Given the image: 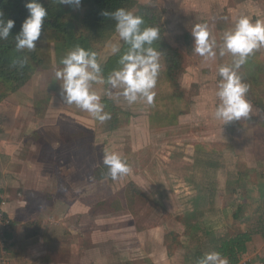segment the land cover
I'll return each instance as SVG.
<instances>
[{
	"label": "crops",
	"instance_id": "0c3cea01",
	"mask_svg": "<svg viewBox=\"0 0 264 264\" xmlns=\"http://www.w3.org/2000/svg\"><path fill=\"white\" fill-rule=\"evenodd\" d=\"M136 1L150 5L157 13L159 11L164 37L170 41L171 46H175V50L176 47L184 46L185 52L191 54L197 65L205 60L192 51L191 29L195 24H206L210 39L214 38L219 44L224 31L234 27L235 20L240 16L248 17L252 23L264 22V0ZM116 43L121 48L122 41L117 33L99 51L100 66L114 55L108 45ZM51 49L49 65L43 62V67L48 69L35 73L29 83L0 102V200L6 201L4 216L10 220V229L4 236L8 240L0 246V264H173L172 248L175 243L168 240L171 238V228L169 230V225H165L167 216L163 219L161 216L156 218L146 213L145 208L135 212L128 208L145 205L142 199L121 197L120 191L132 177H128L125 182L111 180L104 183V180L99 181V177H96L99 174L97 167L90 170L93 161L98 157L102 158L104 152H116L120 155L122 139L119 137L120 132L115 131L118 127L115 123L120 119L113 118V110L122 103L120 94L113 92L115 89L110 85L93 84V90L100 95L101 102L105 105L104 111L111 114V119L104 123L94 120L89 113L75 105L64 103L55 71L63 67L60 61L67 54L60 43H54ZM216 51L217 58L215 61H207L208 64L212 63L208 68L216 66L220 61L231 63L230 55L220 57L218 48ZM161 60L160 57V62ZM197 65L199 70L201 66ZM244 65L245 74L252 73L246 75V83L248 80L251 82L248 85L264 84V47L255 50ZM202 66L203 70L205 67ZM165 70L160 65L157 83L153 89V104H157L155 117L146 116L145 112L142 114L139 111L134 117H127L124 124H129V127L145 126L142 141L160 142L164 138L161 133L153 135L148 132L147 127L153 122L154 126L166 129L172 124L192 126L194 123L199 126L201 116L208 117L209 121L215 119L211 113H214L215 106L219 104L218 97H215L217 84L213 83V92L208 94L207 101L204 98L199 101L197 96V101L185 113L177 114L176 106L164 105L167 95L162 94L165 86L161 82L168 78ZM202 74L207 79L208 73ZM199 75L200 73H192L194 78L191 82L197 83L196 78ZM215 75L213 74L214 78H220L218 73ZM240 75L242 77L243 73ZM178 76L179 73L175 77V83L180 84L176 79ZM179 84L178 91L184 93ZM259 92L262 94L264 90ZM212 98H215L214 102ZM246 99L252 105L249 117L242 118L239 126L229 122L223 123L224 126L221 127L223 136H230L225 140L229 147H232V141L235 140L230 135L233 130L239 128L241 132L249 133L246 138L242 134L239 136L237 152L242 162L247 161L248 174L254 173L260 177L259 183L247 184V190L251 187L255 194H251L250 200L245 198V202L254 203L252 205L254 213L259 216V227L252 233L247 250L237 264H264V98L262 96L257 101L246 94ZM208 101L212 104H208ZM180 115L183 117L179 118ZM102 124H107L103 131L100 128ZM192 134L197 138L203 135L198 128L192 130L190 135ZM208 136L216 138L213 133ZM132 146L135 147L134 144ZM102 147L103 149H99ZM206 152V155L211 153ZM207 165L203 169L204 173L212 168L210 163ZM89 173L95 176L89 177ZM131 174L135 176L133 171ZM132 181L139 189L146 190L141 177ZM93 184L94 190L99 189L98 200L90 201L88 197L81 196L82 192L80 197L72 195L73 191L87 190L88 185L90 187ZM91 190L93 191L92 187ZM214 190V187L209 189L211 193ZM210 192L207 201L201 204H217L214 193ZM160 200L166 206L167 201ZM151 202L155 200L151 199ZM147 203L150 204L149 201ZM93 204L99 209L92 213L93 216H89L88 206ZM238 206L242 207L240 203ZM237 211L238 209L234 216ZM153 220L156 224L150 223ZM89 221H93L95 226H90ZM30 222L34 224L29 225ZM244 231L249 230L239 232ZM203 234L209 236L208 252L211 253L214 251L213 241L218 236L213 234L210 227ZM174 238L176 248L181 247L177 234ZM198 252L200 253V248Z\"/></svg>",
	"mask_w": 264,
	"mask_h": 264
},
{
	"label": "rangeland",
	"instance_id": "374dc122",
	"mask_svg": "<svg viewBox=\"0 0 264 264\" xmlns=\"http://www.w3.org/2000/svg\"><path fill=\"white\" fill-rule=\"evenodd\" d=\"M141 5L151 7L145 3ZM68 6L69 5H65V8H70ZM72 7V10L67 13L68 17L70 14L76 13L78 10L75 6ZM138 11V9L132 10L137 16L139 15ZM157 14L159 16V11ZM71 20L73 24L80 27L75 18ZM148 25L149 27H154L153 23H149ZM161 36L166 45L165 52L169 53L173 59L171 62L165 63V60L161 55L160 57L162 60L160 65H163V67L166 68V73H174V76L179 73V76L176 79L180 81V84L177 82L174 84L173 80H171V77L168 75V78L161 82L162 86L166 87H163L162 90V94L167 95L164 105L167 106L168 104H171L176 106L177 114L180 112L185 113L188 110V107L191 106L193 102L197 101V96L199 101H201L202 98L207 101L208 94L213 92V83L218 85L220 81V78H214L213 74L216 76L215 74L218 73L219 67L229 63L220 61L216 66L208 68V65H212V63L208 64L207 61H200L198 65L201 67H199L198 70L196 68L197 64L193 62L191 54L185 52L186 49L184 46L176 47L178 49H176V51L174 49L175 46H171L170 41L168 42L164 37L163 32L161 33ZM58 42L67 54L64 45L53 38L52 30L50 29L47 30L43 37L37 42L35 50L37 56L42 61L40 65H35L34 72L27 81L28 83L35 73L48 69L43 67V62L44 64L46 63L49 65V53L52 52L51 48L53 44H59ZM93 45H95V48L99 49V44ZM97 61L99 63V52L97 53ZM202 65L205 67L203 70ZM170 67L172 69L171 71H169ZM245 68V65H243V67L237 71V74L241 77L240 74L243 73L241 80L248 85L251 82L248 80L246 83V79H248V76L246 75L252 73L245 74ZM192 73H200L199 77L196 78L197 83L191 82V79L194 78ZM202 73H208L207 79H204ZM178 84L180 85V89H184V93L178 91ZM258 84L259 83H257V85H248L249 93H247L248 96L253 97L257 101H259L262 96L264 98V93L261 94V92H259L264 90V84ZM215 89L217 90V87H215ZM113 92L120 94L121 90L115 89ZM119 96L122 103L121 101H116V103H121V105L113 110V112L115 111V116L113 118H118L120 120L118 123H115L116 127L118 126L116 130H113L120 132L119 137L122 139L120 144V156L127 161L131 170L128 174L121 176L116 181L125 182L128 177H132V180L136 177H141L142 182H145L147 187L145 191L141 190L130 179L126 182L125 187L120 191V194L121 197L138 198V200L142 199V201L145 202V205L129 206L128 208L132 212L145 208L146 213H150L156 218L161 216L163 219L167 216V224L165 225H169V230L171 228V238H168V240H170L172 244L175 243L174 247L171 246L174 250L173 264L174 262L176 264H197L199 259H201L206 253H210L208 252L209 236H204L203 234V231L209 229V227L212 228L213 234L218 237L230 236L240 230L254 231L255 229H258L259 216L254 213V205H252L254 203L249 201L245 202V198L250 200L251 194H255V191L252 190L251 187L247 190V184L249 183L248 185H251V183L254 184V182L255 184L259 183L260 177L254 173L248 174L246 171V168L249 167L246 163L247 161L245 160L242 162L240 160V154L237 152V149L239 148L236 147L238 144L240 145V143L237 142L240 140L239 136L242 134L243 138H246L249 133H243L239 128L233 130L230 135L233 136L232 139L235 138V140L232 141V147H229V145L225 143V140L230 138V136H225V134L223 136L224 131L221 127V125L224 126V122L217 119L209 121L208 117L204 118L201 116L199 120V123L201 124L199 126H196L194 123L192 126H186V124H172L167 126L166 129H160L158 126H154L155 124L152 121L153 123L147 127L148 132L150 131L153 135H159L160 133L163 134L164 138L162 140L164 141H153L152 143L142 141L144 134L142 132L145 126L140 128L139 126L129 127V124L124 125L127 120L126 118L134 117L139 111H142V114L145 112L146 116L151 115L153 118L155 117V108L157 104L148 105L144 101H137L136 103H139V106H131L126 102L122 95ZM4 99H2L1 102ZM213 100H215V98H212V102H214ZM209 102L211 101H208V104ZM178 106L180 108H178ZM216 107L217 106H215V108ZM213 114L214 113H211V116ZM181 117L183 116L180 115L179 118ZM182 120L184 121V119ZM240 120H242V118ZM240 120L233 121L232 123L239 126ZM102 125L103 126L100 128H102L101 130L103 131L107 128V124ZM196 128H198L200 133L203 134L201 135L202 137L197 138L193 134L190 135V132ZM209 133L215 134L216 138L213 139L211 136H208ZM181 135H183V137ZM133 144L135 147L132 146ZM99 149H103V147ZM206 151H210L211 153L206 155ZM93 162V167H90V170L97 167L99 174H96V177H99V181L104 180V183L111 181L112 179L107 176L106 166L101 162V157L96 158ZM207 163H210L212 168H208L204 173L203 169L207 168ZM201 169L202 171H200ZM131 171L135 173L134 177L132 176ZM88 176L93 177L95 175L89 173ZM73 177L77 178L76 175H73ZM94 185L95 184L90 185V187L88 185L87 190H81L79 192L73 191L72 195L80 197V193L82 192V197H88V200L94 202L100 197L99 189L94 190ZM91 187L93 188V191L91 190ZM96 187L98 186L96 185ZM211 187L215 188L212 193H214L213 197H215L217 204L210 206L207 204H201L202 202H206L209 198V189H211ZM84 192L88 194L86 195ZM103 192V195H105V191ZM212 193L210 192V194ZM151 199L155 200V202L152 203ZM160 199L167 201L166 206L162 204ZM147 201H149L150 204H148ZM238 203H240L242 207H239ZM97 208L99 209L97 205H89V210L87 212L89 216H93L94 214L92 213L97 212ZM237 209V214L234 216V212ZM262 219H264V214L262 215ZM150 223L156 224V221L153 220ZM33 224L34 222H30L29 225ZM88 224L90 226H95L93 221H89ZM175 234L178 235L179 242L182 245L179 248H176ZM7 240L8 238L1 240L2 242L0 241V245H3V241L5 242ZM210 244H212L211 241ZM199 248L200 253L198 252Z\"/></svg>",
	"mask_w": 264,
	"mask_h": 264
},
{
	"label": "clouds",
	"instance_id": "9594fccd",
	"mask_svg": "<svg viewBox=\"0 0 264 264\" xmlns=\"http://www.w3.org/2000/svg\"><path fill=\"white\" fill-rule=\"evenodd\" d=\"M60 4L79 7L81 0H59ZM28 15L23 20L20 30L15 34L17 51H33L41 39L42 29L48 13L39 0H27L25 3ZM103 16H110L116 21L115 31L126 45L127 51L120 56V67L114 69L105 78L97 61L95 52L82 47H75L63 57V65L55 71L60 81V95L64 103L75 105L86 111L100 123L111 119V114L104 111L105 105L101 97L92 88L93 84H107L112 89H120V95L131 105L144 101L148 105L154 103L157 78L160 71L161 52L152 47L159 39L160 31L155 27H144L141 16L132 11L118 8L114 12L105 11ZM15 21L0 19V40L7 39ZM193 37L192 51L203 57L205 61H215L217 51L220 57L230 55V64L221 65L218 69L220 81L215 92L219 104L214 111V118L224 124L249 117L252 105L246 99L249 86L242 82L237 71L247 62L255 50L264 47V22L252 23L248 17L240 16L234 27L224 31L220 43L212 38L206 24H195L191 29ZM111 54L120 52V45L109 44ZM27 60H21L23 67ZM101 162L107 168V176L117 180L130 172V166L116 152H104ZM197 264H229L227 258L219 252L206 253Z\"/></svg>",
	"mask_w": 264,
	"mask_h": 264
},
{
	"label": "trees",
	"instance_id": "16d2710c",
	"mask_svg": "<svg viewBox=\"0 0 264 264\" xmlns=\"http://www.w3.org/2000/svg\"><path fill=\"white\" fill-rule=\"evenodd\" d=\"M26 2L27 0H2L0 3V19L5 22L8 19L15 21V26L9 37L0 40V102L25 85L34 72L35 65H40L42 61L37 56L36 50L17 51L15 48L14 36L19 32L23 20L28 15L24 6ZM39 2L43 4L48 13L41 38L47 30H52L53 38L64 45L67 53L79 46L97 54L116 33V21L110 16H103L102 13L105 11L114 12L118 8H124L128 11L139 10L138 16L144 20L141 28L148 27L149 23H153L154 27L159 29V39L153 42L152 47L161 52L165 63L171 62L173 59L169 53L165 52L166 45L161 36L163 29L157 12L154 8L141 5L136 0H81L79 7H76L77 12L70 14L69 17L67 13L72 10V5L68 6L70 8H65V4H60L59 0H39ZM73 18L77 20L80 27L72 23L71 19ZM93 44H99V49L95 48ZM127 48L128 45L122 42L120 52L110 56L101 66L105 78L114 69L120 67L118 61L120 56L127 51ZM24 59L27 60V63L21 67L20 61ZM171 70L170 67L169 71ZM168 75L175 84L176 75L174 76V73H168ZM253 232L249 230L237 232L230 236L217 237L213 241V252L221 253L223 257L227 258L229 264H237L246 252L247 243L251 240Z\"/></svg>",
	"mask_w": 264,
	"mask_h": 264
},
{
	"label": "built area",
	"instance_id": "2783aa9c",
	"mask_svg": "<svg viewBox=\"0 0 264 264\" xmlns=\"http://www.w3.org/2000/svg\"><path fill=\"white\" fill-rule=\"evenodd\" d=\"M5 208H6V201L0 200V241L5 239L4 238L5 232H7L10 229V220L4 216Z\"/></svg>",
	"mask_w": 264,
	"mask_h": 264
},
{
	"label": "water",
	"instance_id": "95a60500",
	"mask_svg": "<svg viewBox=\"0 0 264 264\" xmlns=\"http://www.w3.org/2000/svg\"><path fill=\"white\" fill-rule=\"evenodd\" d=\"M2 0H0V3H1Z\"/></svg>",
	"mask_w": 264,
	"mask_h": 264
}]
</instances>
